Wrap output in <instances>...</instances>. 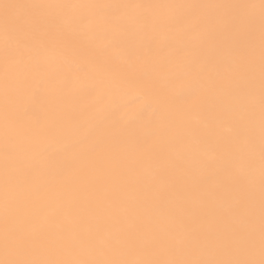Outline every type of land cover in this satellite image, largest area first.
Masks as SVG:
<instances>
[{"label": "bare ground", "instance_id": "bare-ground-1", "mask_svg": "<svg viewBox=\"0 0 264 264\" xmlns=\"http://www.w3.org/2000/svg\"><path fill=\"white\" fill-rule=\"evenodd\" d=\"M264 0H0V264H261Z\"/></svg>", "mask_w": 264, "mask_h": 264}, {"label": "snow or ice", "instance_id": "snow-or-ice-1", "mask_svg": "<svg viewBox=\"0 0 264 264\" xmlns=\"http://www.w3.org/2000/svg\"><path fill=\"white\" fill-rule=\"evenodd\" d=\"M261 264H264V261H262Z\"/></svg>", "mask_w": 264, "mask_h": 264}]
</instances>
